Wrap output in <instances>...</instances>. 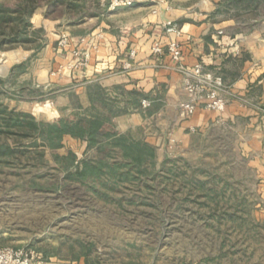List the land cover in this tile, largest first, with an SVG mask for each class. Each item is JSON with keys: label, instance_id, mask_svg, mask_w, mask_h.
Returning <instances> with one entry per match:
<instances>
[{"label": "rangeland", "instance_id": "1", "mask_svg": "<svg viewBox=\"0 0 264 264\" xmlns=\"http://www.w3.org/2000/svg\"><path fill=\"white\" fill-rule=\"evenodd\" d=\"M23 1L0 0L3 14L22 17L13 9ZM172 2L215 5L214 17L242 23L264 20V0ZM113 11L100 0H38L25 39L12 22L0 24V244L83 264H264V172L256 163L263 164L264 153H248L236 137L170 142L155 119L129 128L126 118L109 123L97 109H53L65 86L44 80L68 55L58 46L61 35L91 34L115 18ZM16 113L27 115L17 119L22 126L14 123ZM30 118L99 125L92 141L71 134L48 140L28 127ZM150 132L159 139L148 143L153 154L134 146ZM119 134L134 143L120 145Z\"/></svg>", "mask_w": 264, "mask_h": 264}, {"label": "crops", "instance_id": "2", "mask_svg": "<svg viewBox=\"0 0 264 264\" xmlns=\"http://www.w3.org/2000/svg\"><path fill=\"white\" fill-rule=\"evenodd\" d=\"M214 8H188L172 0L118 7L112 10L115 18L100 23L91 32L102 30L103 38H93L98 48L84 69L68 66L73 60L70 53L79 46L81 36L66 32V60L63 64L58 61L44 80L52 87L65 86L55 96L53 109L70 112L78 106L89 114L97 109L98 117L103 116L109 123L126 118L129 128L155 119L161 138L170 142L183 143L190 136L210 141L236 137L244 141L248 153H264V20L256 17L242 23L232 17H214ZM126 11L132 16L123 18ZM168 21L175 31L168 30ZM156 40L163 45L177 40L182 45L181 63L199 62L222 75L227 97L222 111L199 105L190 116L181 114L177 103L184 98V91L178 63L165 53L151 54ZM131 50L134 56L129 55ZM144 99L149 106L142 107ZM105 106L122 111L113 115ZM151 135L148 133L143 141L159 140L154 138L155 133ZM262 162H256L261 173L264 159ZM261 190L264 198V186ZM39 264L83 263L43 257Z\"/></svg>", "mask_w": 264, "mask_h": 264}, {"label": "built area", "instance_id": "3", "mask_svg": "<svg viewBox=\"0 0 264 264\" xmlns=\"http://www.w3.org/2000/svg\"><path fill=\"white\" fill-rule=\"evenodd\" d=\"M107 3L110 10L118 7H131L148 0H100ZM168 30H174L171 21L166 22ZM103 38L102 30L79 38V46L71 51L70 68L84 69L88 66L92 53L97 51L98 44L94 41ZM68 35L62 34L58 40L59 47H66ZM151 54H167L178 63L177 71L181 75L184 98L177 103V108L184 116H190L199 105L207 110L222 111L227 103L226 86L220 73L206 68L202 63L184 65L181 63L182 45L177 40H170L166 45L156 40L150 48ZM134 50L129 55L134 56ZM129 63L126 64V67ZM142 107L149 106L148 100L141 101ZM43 261L42 254L31 246H9L0 244V264H39Z\"/></svg>", "mask_w": 264, "mask_h": 264}, {"label": "trees", "instance_id": "4", "mask_svg": "<svg viewBox=\"0 0 264 264\" xmlns=\"http://www.w3.org/2000/svg\"><path fill=\"white\" fill-rule=\"evenodd\" d=\"M51 1L54 4H61V2H63V0H51ZM37 2H38V0H24L23 2H18L16 4V9H13V11L21 13L22 17H18L14 14H11L9 16H5V14H3V11H5L6 9H3L2 8L3 3H0V24L2 22H5V23H9V22L11 23L12 22L13 27L11 29H12L13 33L18 35V37H20V39H22V40L25 39L28 35L30 28H31V24L29 23L28 18H29V16H31L33 9L37 5ZM74 7L75 8L79 7V4L75 3ZM7 10H10V9H7ZM18 26L20 28H18ZM1 42H2V40H0V43ZM19 116L27 117V115H25V114L22 115L20 113L15 114L16 120L14 121V123L17 122V124L22 126L23 122L21 120H17ZM26 124H28V127L32 128L35 132H37L39 134L44 133L48 140H51L53 136H57L59 138L63 134H71V135H75V136H79V137L87 136L92 141L96 137L95 133L97 130V126L99 125V121L97 119L94 120V119H86V118H79L75 121H73L69 118H60L55 123L44 124L42 122H36V121H34L33 118H30V120L28 122H26ZM117 137L116 138L118 139V143L120 145H123V144H125V142L130 140L124 134H119ZM129 143L132 144L134 142H132L130 140ZM129 145H127V146H129ZM134 146L138 147V150L139 149L140 150L141 149L142 150L143 149L150 150L152 152L151 154H153V148L148 143L137 142V143H134ZM136 160L140 161V157H136ZM83 173H84V169H81L80 171H78L79 175H81Z\"/></svg>", "mask_w": 264, "mask_h": 264}]
</instances>
